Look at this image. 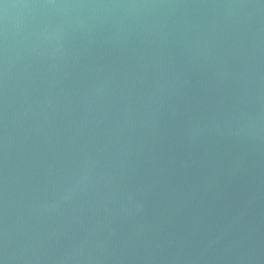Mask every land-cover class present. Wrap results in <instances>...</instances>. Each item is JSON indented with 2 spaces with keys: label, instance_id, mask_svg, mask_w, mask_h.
I'll return each mask as SVG.
<instances>
[{
  "label": "water",
  "instance_id": "water-1",
  "mask_svg": "<svg viewBox=\"0 0 264 264\" xmlns=\"http://www.w3.org/2000/svg\"><path fill=\"white\" fill-rule=\"evenodd\" d=\"M0 264H264V0H0Z\"/></svg>",
  "mask_w": 264,
  "mask_h": 264
}]
</instances>
